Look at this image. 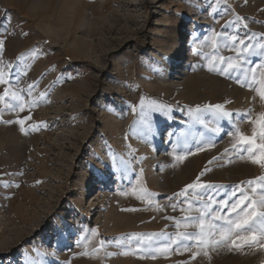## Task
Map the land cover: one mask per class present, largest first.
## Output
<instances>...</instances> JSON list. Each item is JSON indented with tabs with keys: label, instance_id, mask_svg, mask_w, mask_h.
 Segmentation results:
<instances>
[{
	"label": "rangeland",
	"instance_id": "rangeland-1",
	"mask_svg": "<svg viewBox=\"0 0 264 264\" xmlns=\"http://www.w3.org/2000/svg\"><path fill=\"white\" fill-rule=\"evenodd\" d=\"M213 31L255 44L264 0H0V264H264L258 246L139 254L141 239L194 230L168 198L201 172L227 187L264 174L232 135L237 114L264 111L259 85L209 71L243 48H214Z\"/></svg>",
	"mask_w": 264,
	"mask_h": 264
},
{
	"label": "snow or ice",
	"instance_id": "snow-or-ice-1",
	"mask_svg": "<svg viewBox=\"0 0 264 264\" xmlns=\"http://www.w3.org/2000/svg\"><path fill=\"white\" fill-rule=\"evenodd\" d=\"M225 27L235 28V23L230 22ZM248 36L251 39L246 43ZM218 38L226 40L225 47L232 51H237V43L243 46V48L241 54L235 58L228 57L225 59L224 57H220L219 61L223 66L217 67L213 63L209 71L226 75L229 79L235 78L241 87L249 89H252L253 83H258L259 87L255 90L258 91L260 100L264 101V71L260 72L261 79L259 81H257L255 75L257 68L264 70V62H261L255 68L250 66L252 64V56L264 57V36H261L253 44L251 41L255 39V34L239 37L238 32L232 35H224V33L213 31L210 39L214 48L217 46ZM257 45L259 46V51H257ZM248 48L252 50L247 53V57H243V49ZM233 59L236 62H233ZM250 74L252 75L250 76ZM0 83H6L2 74H0ZM32 87V85L29 86V91H31ZM7 95L6 91L4 96H0V101H3ZM13 99L17 101L20 111H23V100L18 96H14ZM17 105H8L7 107L9 110L14 111ZM206 107L217 110L221 108L219 104L214 106L208 105ZM222 114L225 116L231 115L227 112ZM237 115L239 122L232 135L237 138L238 143L233 148V151L238 154L240 159H247L251 164L259 166L260 169L264 170V111L259 112L256 117L252 116L251 109ZM244 122L251 125L250 135L246 134L240 127V124ZM8 123H11V121H8ZM17 123L21 125V130H23L24 120H18ZM203 150V145H198L196 148V151ZM189 154L192 153L186 152L183 155H176L174 159L182 162ZM209 163H212V161H209ZM203 175L204 172H201L193 183H189L181 192L175 193L173 197L168 198L176 201L171 204L173 210L177 208L178 204L188 205L187 209H182L187 215L182 217L181 220L175 221L176 228L183 227L184 229H188L191 227L194 230L177 231L175 234L161 233L156 237L150 236L148 237L146 246H144L143 239H141L138 245L141 249L139 254H153L154 258L155 251L163 250L166 253L171 246L174 251L191 252L192 258L195 259L201 252L207 255L206 248L219 249L227 247L231 250H241L244 247L252 248L257 246L264 248V174L242 181L232 187L216 185L211 182H201ZM152 195V193L144 191L143 195L139 198L150 200ZM180 197L184 199L180 200ZM165 218L175 219L172 217ZM161 240L166 241V243L161 244Z\"/></svg>",
	"mask_w": 264,
	"mask_h": 264
},
{
	"label": "bare ground",
	"instance_id": "bare-ground-1",
	"mask_svg": "<svg viewBox=\"0 0 264 264\" xmlns=\"http://www.w3.org/2000/svg\"><path fill=\"white\" fill-rule=\"evenodd\" d=\"M182 110H183L184 115L188 116L187 110L185 108H182ZM179 112H181V109L179 110ZM226 122H227V124H230L232 128H234V125H232V123H231V115H229V120H226ZM221 129H222L221 125L212 129V132L214 133V141L217 140L220 137ZM229 132H231V131H228V133ZM148 136H149V138L147 137L148 138L147 140H149L150 143L153 144L158 138L157 126H155L152 130L148 129ZM142 140L144 141V139H142ZM119 167H120V171L118 169L116 171H119L120 173H122L124 175L128 174V171H127L126 167L121 166V164H119Z\"/></svg>",
	"mask_w": 264,
	"mask_h": 264
}]
</instances>
